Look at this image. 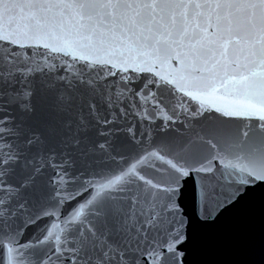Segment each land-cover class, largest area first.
<instances>
[{"label": "snow or ice", "instance_id": "1", "mask_svg": "<svg viewBox=\"0 0 264 264\" xmlns=\"http://www.w3.org/2000/svg\"><path fill=\"white\" fill-rule=\"evenodd\" d=\"M0 8L37 10L65 40L85 45L73 59L100 58L97 81L107 88L90 77L74 82L70 65L33 69L10 55L0 64V204L11 206L0 233L10 251L23 243L36 264H88L70 242L42 245L58 221L83 217L78 233L95 237V221L103 226L127 206L139 221L134 260L109 248L95 264H186L193 224L214 228L264 188V0H0ZM10 45L0 40L7 52L22 47ZM38 84L57 112L78 113L59 135L41 126ZM12 106L35 126L9 127ZM81 162L105 167L88 174Z\"/></svg>", "mask_w": 264, "mask_h": 264}, {"label": "water", "instance_id": "2", "mask_svg": "<svg viewBox=\"0 0 264 264\" xmlns=\"http://www.w3.org/2000/svg\"><path fill=\"white\" fill-rule=\"evenodd\" d=\"M22 9L12 8L7 16L0 8V40H9L10 46L16 44L22 45L15 52H7L0 48V64H3L10 55L16 63H27L33 69L45 67L48 69L59 68L61 65H70L68 71L73 73L72 79L75 82L81 76L91 78L93 87L98 90L107 91L106 85L102 81L98 83L97 78L105 69L102 67V60L95 56H89L87 63L84 59H73V52L84 51L86 46L67 41L63 38V33L53 27L54 22L44 20L41 22L37 10L28 9L20 15ZM29 54L31 59H26ZM19 58L18 60L16 58ZM79 64L80 67L76 65ZM51 76L40 77L44 83L51 81ZM115 99V92L112 93ZM15 97H9V103ZM33 104L37 108V116L42 122V128L57 129V134L63 132L62 127H58L62 121L75 119L78 113L75 108L72 111L63 114L54 108L52 93L48 91L43 84H38L37 95L33 97ZM98 106L100 102L98 101ZM101 110H103L101 108ZM4 114V113H0ZM11 115L16 123L10 124L13 129L19 128L21 132L27 131L33 127L36 121L22 114L21 111L12 106ZM23 125V127H22ZM4 136L9 137L8 142L14 147H19L18 138H13V134L5 132ZM62 139V136L60 137ZM59 144V139L55 141ZM102 165L92 164L89 167L88 162L78 164L77 170L85 173H98ZM20 170L17 169L15 179L18 181ZM124 178L116 187L121 190L127 182ZM77 181L72 188L79 187ZM30 200L32 197L29 195ZM183 204L189 215L192 214L191 203V184L185 187ZM10 205L0 204V221L7 219L10 212ZM55 209V205H53ZM87 214V213H85ZM138 215V212H137ZM91 218V217H90ZM83 217L73 219L70 223L57 222V227L52 229V236L43 243V247H66V242H70L72 248L76 250L82 259L88 264H95L97 258L102 257L106 249L111 248L114 251L123 249L126 254L134 260V251L137 244V227L139 221L134 219L131 212L127 210L114 214L109 218L107 224L101 226L100 221L97 224L98 235L82 236L77 229ZM15 228L17 221H9ZM41 228V224L33 225L28 228L24 234L25 242L34 233ZM6 231V230H5ZM194 242L187 246L186 264H262L264 252H262V243H264V188H257L250 193L244 205L233 212L225 214L212 229L198 228L193 224L192 228ZM47 234V233H45ZM59 241V245H57ZM0 246L3 251L0 252V264H36V256L32 251L24 247V244L14 245V250L10 251L7 237L0 233ZM31 247V245H30ZM108 264H119L118 261H110Z\"/></svg>", "mask_w": 264, "mask_h": 264}]
</instances>
